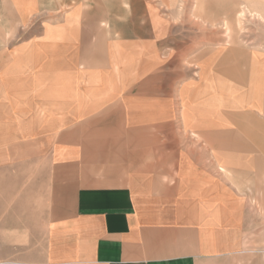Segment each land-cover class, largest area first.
<instances>
[{
	"label": "crops",
	"instance_id": "crops-1",
	"mask_svg": "<svg viewBox=\"0 0 264 264\" xmlns=\"http://www.w3.org/2000/svg\"><path fill=\"white\" fill-rule=\"evenodd\" d=\"M91 11L0 0V264H264L245 57L189 61L161 13Z\"/></svg>",
	"mask_w": 264,
	"mask_h": 264
},
{
	"label": "rangeland",
	"instance_id": "rangeland-1",
	"mask_svg": "<svg viewBox=\"0 0 264 264\" xmlns=\"http://www.w3.org/2000/svg\"><path fill=\"white\" fill-rule=\"evenodd\" d=\"M118 8L125 29L134 14L139 18L140 28H143L148 24L150 16L161 13L170 23L167 22L165 31L171 33L172 38L168 39L171 48L180 52L186 48L189 61L196 55L211 53L222 46L235 48L237 54L241 53L245 57L248 67L249 74L243 80L247 87L244 88L249 90L254 74L258 95L264 98V0H87V10H92V13L113 12ZM242 12L245 17L241 16ZM101 25L109 26L108 22ZM249 56L252 57L250 67L247 62ZM236 120L237 127L244 128V132H260L263 144L264 111L261 114L241 112L237 114ZM255 137L249 134L237 135V141L243 144L245 156L263 159L264 148L259 149L258 140L256 148ZM236 152L239 150L232 153ZM251 182L252 191L263 193L264 172L261 177L259 173L252 174ZM260 215L262 218L257 219L260 230L253 247L264 250V210L256 214L257 217Z\"/></svg>",
	"mask_w": 264,
	"mask_h": 264
},
{
	"label": "bare ground",
	"instance_id": "bare-ground-1",
	"mask_svg": "<svg viewBox=\"0 0 264 264\" xmlns=\"http://www.w3.org/2000/svg\"><path fill=\"white\" fill-rule=\"evenodd\" d=\"M244 14H245V13H244V12H242V13H241V16H242V17H245V15H244Z\"/></svg>",
	"mask_w": 264,
	"mask_h": 264
}]
</instances>
